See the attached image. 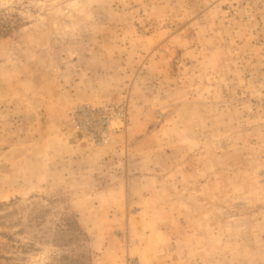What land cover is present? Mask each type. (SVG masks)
I'll return each mask as SVG.
<instances>
[{
  "label": "rangeland",
  "instance_id": "374dc122",
  "mask_svg": "<svg viewBox=\"0 0 264 264\" xmlns=\"http://www.w3.org/2000/svg\"><path fill=\"white\" fill-rule=\"evenodd\" d=\"M0 18L24 24L0 40V264H264V0H0ZM108 103L127 114L110 140L74 129Z\"/></svg>",
  "mask_w": 264,
  "mask_h": 264
},
{
  "label": "built area",
  "instance_id": "2783aa9c",
  "mask_svg": "<svg viewBox=\"0 0 264 264\" xmlns=\"http://www.w3.org/2000/svg\"><path fill=\"white\" fill-rule=\"evenodd\" d=\"M126 117L124 106L111 103L101 107L80 105L70 112L74 129L100 145L110 140L114 130L111 125L116 121H125Z\"/></svg>",
  "mask_w": 264,
  "mask_h": 264
},
{
  "label": "trees",
  "instance_id": "16d2710c",
  "mask_svg": "<svg viewBox=\"0 0 264 264\" xmlns=\"http://www.w3.org/2000/svg\"><path fill=\"white\" fill-rule=\"evenodd\" d=\"M23 25L24 24L20 21L14 22L10 18H0V40L1 38L11 36L16 29L21 28ZM68 221H70V223H73V226L76 228L75 232H78V234L82 238L84 234H80L79 230L80 232L83 233L84 231H82L83 229H81L80 224L76 220V218H74V220L73 218L72 219L68 218ZM1 255L2 258L5 257V259L7 260H14L13 256H5V254H0V256ZM56 262L57 264H93L91 261V256L89 254L85 252H75V251L64 253L57 259Z\"/></svg>",
  "mask_w": 264,
  "mask_h": 264
},
{
  "label": "crops",
  "instance_id": "0c3cea01",
  "mask_svg": "<svg viewBox=\"0 0 264 264\" xmlns=\"http://www.w3.org/2000/svg\"><path fill=\"white\" fill-rule=\"evenodd\" d=\"M131 106L133 107V103L131 102ZM132 113H134V110L132 109Z\"/></svg>",
  "mask_w": 264,
  "mask_h": 264
}]
</instances>
